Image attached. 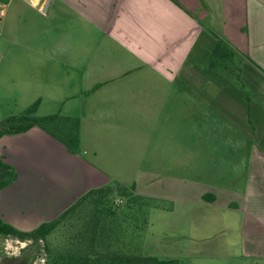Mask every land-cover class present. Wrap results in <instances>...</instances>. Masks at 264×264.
Here are the masks:
<instances>
[{"label": "crops", "instance_id": "crops-1", "mask_svg": "<svg viewBox=\"0 0 264 264\" xmlns=\"http://www.w3.org/2000/svg\"><path fill=\"white\" fill-rule=\"evenodd\" d=\"M0 8V24L26 9L42 17L27 52L44 59L41 80L58 88L48 100L81 124L78 154L39 126L0 138V156L17 173L0 189L4 221L31 230L55 218L101 186L102 162L121 168L114 176L146 200L183 199L180 213L193 223L205 225L214 211L237 215L236 254L219 240L208 246L221 258L264 264V0H19ZM217 35L244 56L249 97L212 68Z\"/></svg>", "mask_w": 264, "mask_h": 264}, {"label": "trees", "instance_id": "trees-1", "mask_svg": "<svg viewBox=\"0 0 264 264\" xmlns=\"http://www.w3.org/2000/svg\"><path fill=\"white\" fill-rule=\"evenodd\" d=\"M243 57L226 38L216 36L212 68L245 90L249 97L240 74ZM39 103L36 100L24 112L5 118L8 126L0 131V138L39 126L63 142L70 152L80 153V119L60 113L38 116L35 113ZM0 168L4 169L0 178L1 189L13 182L17 173L1 156ZM117 197L127 201L128 209L145 205L134 185L128 187L114 182L89 189L58 216L31 230L20 229L0 216V234L29 241L26 264L32 263L40 243L44 245L45 264H181L177 256H158L147 251L135 230L129 235L123 233L122 225L129 218L130 211L123 214ZM53 235L55 240L52 241L50 237Z\"/></svg>", "mask_w": 264, "mask_h": 264}, {"label": "rangeland", "instance_id": "rangeland-1", "mask_svg": "<svg viewBox=\"0 0 264 264\" xmlns=\"http://www.w3.org/2000/svg\"><path fill=\"white\" fill-rule=\"evenodd\" d=\"M18 1L0 0V3L11 11ZM41 23L40 15L34 16L26 9L21 12L19 19L7 15L0 24V120L24 112L42 93L46 95L45 101L35 114L42 116L61 113V102L54 103L48 100L51 93H57V86L47 87L41 80L40 66L44 59L27 52L28 46H35L37 43L32 36L37 33V29L40 31ZM100 165L104 164L102 162L97 164V168L101 170L99 174L101 186L114 182L122 183L120 178L114 176L123 173L121 168L109 169ZM116 199L122 206L123 214L130 211L129 218H126L122 225L123 233L129 235L131 230H135L137 237L150 253L158 256H175L176 251H179L182 253L178 256L181 264H258L250 259L235 261L221 258V254L208 246L219 240L225 247L231 249V253L236 254L240 235L237 215L233 213L211 212L205 217L206 224L200 225L180 213L185 206L183 199L180 198L143 199L145 205H134L131 209L126 207V200L120 197ZM169 210L171 212L168 213ZM197 225L200 227L196 228ZM54 236L50 237V240H55ZM153 238L157 239V245L153 243ZM27 244H30L28 240L2 237L0 238L2 256L18 255L28 246ZM43 248V243H40L32 264H45L42 260Z\"/></svg>", "mask_w": 264, "mask_h": 264}, {"label": "flooded vegetation", "instance_id": "flooded-vegetation-1", "mask_svg": "<svg viewBox=\"0 0 264 264\" xmlns=\"http://www.w3.org/2000/svg\"><path fill=\"white\" fill-rule=\"evenodd\" d=\"M8 124L5 122V119L0 120V131L5 129ZM3 169L0 168V178L1 174L4 172ZM18 239V238H17ZM26 248H23L22 252L15 256H2V250H0V264H26L24 262L25 257L28 255L27 252L29 251V244ZM32 264V263H31Z\"/></svg>", "mask_w": 264, "mask_h": 264}, {"label": "water", "instance_id": "water-1", "mask_svg": "<svg viewBox=\"0 0 264 264\" xmlns=\"http://www.w3.org/2000/svg\"><path fill=\"white\" fill-rule=\"evenodd\" d=\"M27 1H29V0H27ZM47 5V4H46ZM46 5L44 6V8H43V11H45V7H46ZM0 11H1V8H0ZM1 18V17H0ZM2 171H4V169L2 170ZM3 236L0 234V238H2Z\"/></svg>", "mask_w": 264, "mask_h": 264}, {"label": "built area", "instance_id": "built-area-1", "mask_svg": "<svg viewBox=\"0 0 264 264\" xmlns=\"http://www.w3.org/2000/svg\"><path fill=\"white\" fill-rule=\"evenodd\" d=\"M42 260L44 261V258H42Z\"/></svg>", "mask_w": 264, "mask_h": 264}]
</instances>
